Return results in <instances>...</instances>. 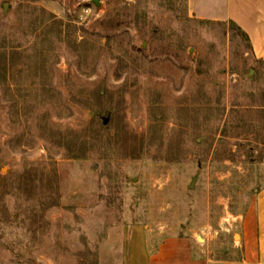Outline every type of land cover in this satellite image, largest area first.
<instances>
[{
    "label": "rangeland",
    "instance_id": "rangeland-1",
    "mask_svg": "<svg viewBox=\"0 0 264 264\" xmlns=\"http://www.w3.org/2000/svg\"><path fill=\"white\" fill-rule=\"evenodd\" d=\"M23 1L46 7L64 25L83 27L56 43L53 82L60 104L51 106V119L63 133L83 134L88 142L66 150L48 148L29 133L12 141L19 127L12 123L10 105L0 91L1 200L12 207L17 201L49 195L48 180L42 184L38 176L16 174L27 162L46 163L55 175L59 205L47 210L52 226L48 240L38 244L37 263L100 264L101 258L110 257L112 264H119L120 225L142 223L154 242L191 236L213 264H240L238 218L264 187V129L248 134L241 127H229L228 137L221 133L235 94L233 85L242 82L230 70L233 49L237 44L246 47L239 33L190 16L185 0L174 1L181 11H158L164 0H120L126 2L129 22L117 29L100 23L117 0H100L99 7L94 0H0V36L19 35L17 7ZM147 5L154 8L147 17L156 21V32L143 19L130 16ZM224 54L226 72L209 77L208 83L211 91L216 81L227 90V112L218 130L209 124L211 112L199 111L191 102L203 58L207 65L205 59L219 55L218 65L210 69L214 73ZM96 91L105 94L98 105L104 109L102 120L108 118L122 145L119 158L113 144L101 150L105 148L93 136L92 125L98 123ZM181 111L190 112L185 116ZM158 117L163 122L155 128ZM198 118H206L204 126ZM92 139L96 145L90 144ZM196 139L204 145L197 147ZM23 179L27 181L21 185ZM33 214L31 208L27 215ZM12 258L13 253L0 248L3 264H13Z\"/></svg>",
    "mask_w": 264,
    "mask_h": 264
},
{
    "label": "trees",
    "instance_id": "trees-1",
    "mask_svg": "<svg viewBox=\"0 0 264 264\" xmlns=\"http://www.w3.org/2000/svg\"><path fill=\"white\" fill-rule=\"evenodd\" d=\"M174 1H161V5H157L156 9L160 11L162 7L164 9L172 8V11L175 9L181 11V4H175ZM185 4L187 8L188 0H185ZM125 7L126 2L117 0V5L108 12L100 23L106 29H117L128 23L129 21L125 18ZM152 10L154 8L151 5L145 6L144 9L138 7L135 12L134 10L130 12V16H133L132 20L134 21L143 19L146 21L145 26L156 32L157 25L154 24L156 21L151 16L147 17ZM17 12L19 23L16 31L19 35L0 36V91L10 105L12 123L19 127V132L12 141H16L18 138V140L24 139L29 133L30 138H33L32 140L36 137L43 139L48 148L59 146L66 150H72L71 147H75L77 143H85L87 137L77 133L75 137H71L69 132L63 133L62 126H57L51 119V106L56 107L60 104V97L53 82L54 66L57 63L55 46L57 42L83 27L72 24L64 25L49 9L37 2L23 1L17 7ZM180 16L182 15L180 14ZM213 22L235 30L242 37L246 46L245 49H242L243 45L237 44V48L231 52L230 70L232 73H238L242 82L233 85L235 94L230 97V110L224 122L225 129L223 128L221 132L222 136H229L227 134L229 127L234 129L241 127L243 133L248 134L253 133L254 130L262 132L264 129V59L256 57L250 35L239 24L234 21ZM169 42L172 41L169 40ZM180 45L183 46L184 43L180 42ZM213 45L211 43L210 47L212 48ZM218 56H209L205 59L207 65H204V58L201 61L195 98L191 104L199 111L211 112L212 117L209 119V124L219 130L227 112V104L223 100L227 90L222 91V85L217 84L218 81L215 82L214 91H211L208 86L209 77L222 75L227 70L225 65L227 59L224 54V59H221L222 66L218 69L216 67L214 73L210 71L212 67L218 65L215 64ZM221 61L218 62L221 63ZM247 75H250L249 80L243 83ZM94 97L93 108L95 107V119L98 123L96 122V125L94 124L92 127L95 131L93 136L99 140V143H95V140L92 139L90 144L92 142L105 148L101 150H108L107 148L113 144V154L119 158L122 154V145L114 135V130L112 132L108 124L102 120L104 109L98 105L99 102L104 103L105 94L96 91ZM194 106L186 105L185 108H193ZM111 109V106L107 107L108 115ZM114 110L113 107V112ZM190 111L181 112L188 116ZM205 119H199L202 126L205 124L203 121ZM162 122L163 119L158 117L154 127H160ZM155 136L158 138L160 134ZM194 144L197 147H202L204 142L196 139ZM73 156L79 155L74 154ZM16 174L22 177L38 176L42 184L48 180L50 182L48 190L50 191L48 196L43 193L39 198L17 201V204L12 207L0 198V248L13 253L11 261L13 264H39L34 258L35 253L41 248V245L38 246V244L48 240L52 226L51 222L47 220V210L59 205L57 187L53 186V183L56 182L55 175L46 163L38 164L35 161L25 163L24 167L18 170ZM26 181L23 179L21 185ZM51 204L54 205L51 207ZM31 208L34 210V214L28 216ZM0 264L3 263L0 261Z\"/></svg>",
    "mask_w": 264,
    "mask_h": 264
},
{
    "label": "crops",
    "instance_id": "crops-1",
    "mask_svg": "<svg viewBox=\"0 0 264 264\" xmlns=\"http://www.w3.org/2000/svg\"><path fill=\"white\" fill-rule=\"evenodd\" d=\"M188 11L200 20L236 22L250 35L256 57L264 59V0H188ZM238 223L240 264H264V187ZM119 229L123 238L119 264H213L191 236H170L154 242L146 224H124ZM111 261L103 257L100 264Z\"/></svg>",
    "mask_w": 264,
    "mask_h": 264
},
{
    "label": "water",
    "instance_id": "water-1",
    "mask_svg": "<svg viewBox=\"0 0 264 264\" xmlns=\"http://www.w3.org/2000/svg\"><path fill=\"white\" fill-rule=\"evenodd\" d=\"M94 2L96 3V5L99 7L100 6V0H94ZM108 119V118H107ZM107 119H105V123H107ZM238 235H236L237 238Z\"/></svg>",
    "mask_w": 264,
    "mask_h": 264
},
{
    "label": "built area",
    "instance_id": "built-area-1",
    "mask_svg": "<svg viewBox=\"0 0 264 264\" xmlns=\"http://www.w3.org/2000/svg\"><path fill=\"white\" fill-rule=\"evenodd\" d=\"M86 11H87V12H90V9H89V8H87V9H86Z\"/></svg>",
    "mask_w": 264,
    "mask_h": 264
}]
</instances>
